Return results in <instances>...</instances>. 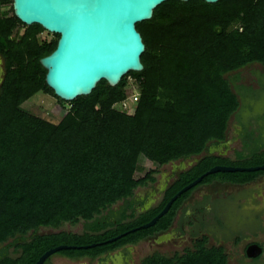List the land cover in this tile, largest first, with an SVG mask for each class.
Listing matches in <instances>:
<instances>
[{
  "label": "trees",
  "instance_id": "1",
  "mask_svg": "<svg viewBox=\"0 0 264 264\" xmlns=\"http://www.w3.org/2000/svg\"><path fill=\"white\" fill-rule=\"evenodd\" d=\"M7 2L13 0H0V6ZM12 17L14 37L0 16V54L6 67L0 89V264H35L60 245L77 248L56 254L98 257L168 230L200 185L216 180L247 184L264 175V169L210 173L183 192L155 225L131 231L216 165H264V149L238 159L209 150L210 143L225 140L240 105L232 85L236 77L230 74L253 63L264 66V0L165 1L150 20L137 24L146 44L144 69L129 72L115 86L102 80L91 94L67 101L73 107L58 124L21 105L41 91L66 102L46 82L41 63L56 48L59 35L38 23L27 25L15 13ZM44 32L53 38L38 42ZM131 75L141 92L134 113L114 107L127 97ZM141 154L157 167L137 178ZM198 156V162L177 174L157 206L139 213L133 208L136 189L154 183L159 167ZM121 201L129 203L104 215ZM80 222L86 224L81 233L60 230ZM42 228L59 231L41 234ZM93 243L99 244L84 248ZM11 247L14 256L8 254ZM142 264L230 263L225 247L209 245L204 236L183 253L154 252Z\"/></svg>",
  "mask_w": 264,
  "mask_h": 264
},
{
  "label": "water",
  "instance_id": "2",
  "mask_svg": "<svg viewBox=\"0 0 264 264\" xmlns=\"http://www.w3.org/2000/svg\"><path fill=\"white\" fill-rule=\"evenodd\" d=\"M165 1L168 0H13V8L25 24L38 23L48 32L59 35L56 48L43 57L41 63L47 70L46 82L55 94L72 101L91 94L102 80L115 86L129 72L144 69L142 54L146 44L137 24L150 20L155 9ZM204 1L217 3L219 0ZM201 158H194L190 166ZM259 169H264V165H216L175 194L151 221L131 231L155 225L183 192L192 189L210 173ZM127 233L100 244L113 242ZM71 247L77 248L69 245L51 248L35 264H44L51 255ZM245 252L248 257L255 258L262 254L263 247L257 242L251 243Z\"/></svg>",
  "mask_w": 264,
  "mask_h": 264
},
{
  "label": "rangeland",
  "instance_id": "3",
  "mask_svg": "<svg viewBox=\"0 0 264 264\" xmlns=\"http://www.w3.org/2000/svg\"><path fill=\"white\" fill-rule=\"evenodd\" d=\"M13 14V2L1 4L0 16L5 20L4 27L6 29L12 30L10 37H14L17 29L13 21ZM217 30L220 31V29ZM24 31L25 27L21 29V34ZM53 36L54 35L52 34L44 32L43 34H40L38 36V42H42L43 39L50 40L51 38H53ZM2 65V57H0V66ZM239 73L242 76V80L240 78V80L237 81V85H240L244 82L245 84H251L252 86H256L257 88L262 87V89L259 92L258 99L255 100L257 102L255 103L254 101H248L254 102V104L251 103V107L243 110V114L241 111L239 116H233L230 121L229 134L230 136H235L236 139H238V141L232 142L230 144V148L227 152L233 159H238L245 154L254 157V152L258 151L259 147L264 146V66L262 64L253 63L240 69ZM235 75V73H232L230 74V77L235 78ZM130 86L132 88H135L136 84H132ZM132 90L133 89H129V92H131ZM159 93L161 97V94H163L164 91L161 89ZM254 94L247 95L253 97ZM21 107L31 114H34L49 122L58 124L67 114V112L73 107V103L67 101L62 102L54 94L41 91L23 102ZM242 117H244V119H242ZM244 121H246L245 127H243L242 125V122L243 124H245ZM248 122L250 124L249 127L247 126ZM241 132H244L243 135L246 137L244 141L245 146L242 144V142L239 143L238 136L241 135ZM245 147H247L248 149L246 150ZM193 161L194 158L180 161L182 162L179 164L181 166L175 168H173V165L171 163L159 167L158 169L161 173L157 175V181L154 184L149 185L147 188L145 187L148 192L147 196L150 197V200H161V191L163 190V188L167 187L168 184L177 176V174L180 173V168L182 167V165V170H185L190 167ZM145 163L146 161H141V165L145 166L146 170L154 168L153 165H146ZM174 171L176 172L174 173ZM202 192L205 194V197L209 196L207 197L209 199L212 197H216L212 201L213 204H215L218 208H225V210L215 211V206L212 204L214 207L211 210H203L201 212H197L199 208V206H197V199L203 198L200 196ZM225 194L227 197H221L225 196ZM218 195L220 196L217 197ZM244 196L249 197L247 203L246 201H242L244 200ZM239 198H241V200ZM211 200L212 199H210L207 203H211ZM241 205H243L242 209L239 210L236 208L240 207ZM180 214V222L186 221V230H190V226L188 224L190 220H201L204 225H207L208 230L206 228V231L207 236L209 237V245L220 244L225 246L227 252L229 253L231 264H240L239 260L242 262L241 264H264V256H262L258 261L257 259L251 260L242 256L245 246L249 241L255 240L264 244V178L248 186H233L231 188L227 186L223 187L220 185H209L206 187L202 186L198 190L193 192L190 198L186 201V207L184 208L182 213L180 212ZM218 214H222L224 220L227 222V225H225L224 227L215 225ZM190 215L192 216L189 217ZM195 216L197 217V219H195ZM180 224L181 223H178L174 229L165 234V240H163L164 238L162 239L161 235L155 239L158 242H152L153 246L147 240L142 241L137 245L130 246L128 250L123 248L114 252L110 260H103L102 262H98V259L87 258L83 259L82 261L76 260V262L66 261L62 263V260L60 259L62 255L54 254L44 264H142V258L154 251H158L165 255H174V253L177 251L183 252L186 248L193 246V243L191 242H185L182 244L178 243L177 238L180 234V231H178V227L180 226ZM62 229L81 233L86 229V224L84 222H80L76 225L67 223L60 230ZM54 231L59 230L53 228H42L40 230V233H51ZM175 234L176 236H174ZM175 241H177V244H175ZM217 241L220 243H217ZM10 242H12V239L10 240ZM8 254L12 256L16 255L14 252V247H11L9 249ZM119 254L120 256H123L125 261L122 257L121 259L118 257ZM58 258L59 261H57Z\"/></svg>",
  "mask_w": 264,
  "mask_h": 264
},
{
  "label": "crops",
  "instance_id": "4",
  "mask_svg": "<svg viewBox=\"0 0 264 264\" xmlns=\"http://www.w3.org/2000/svg\"><path fill=\"white\" fill-rule=\"evenodd\" d=\"M257 64H260V63H257ZM250 65V64H249ZM248 66V65H247ZM246 67V66H245ZM244 68V67H243ZM242 69V68H241ZM239 71H240V69L239 70H237V71H233V73H235L236 75H235V77H236V82L234 83V84H232L233 85V88H234V90H235V92L237 93V95H238V98H239V102H240V105H239V108L237 109V111L231 116V118H230V120H229V125H228V130H227V134H226V138H225V140H223V141H221L220 143H218V145H216L214 142H212V143H210V145H209V150H210V152L211 153H213V154H217V155H219V156H223V157H228V158H232L231 156H229V154L227 153L228 152V149L230 148V144L232 143V142H236V141H238V139H236V137L235 136H230V134H229V126H230V121H231V119H232V117L233 116H235L236 115V117L237 116H239L240 115V112L242 111V114H243V110H245V109H248V107H251V105L252 104H254V102L256 103L257 101H255L256 99H258V97H259V92L261 91V89H262V87H260V88H257L256 86H252L251 84H245L244 82L242 83V84H240V85H237L238 83H237V81L238 80H240V78H241V80H242V76H241V74L239 73ZM246 88H248V89H246ZM253 89H255V90H253ZM254 93H256V94H254ZM247 94H254V96L253 97H251L250 95H247ZM248 101H254V102H248ZM248 102V103H247ZM252 103V104H251ZM242 119H244V117H242ZM248 121V120H247ZM244 123L245 124H243V122H242V125H243V127H245V125H246V121H244ZM249 122H248V124H247V126L249 127ZM245 129V128H244ZM243 131V130H242ZM248 131H249V129H248ZM250 131H252V130H250ZM243 133L244 132H241L240 134L241 135H239L238 136V138H239V143H241L242 142V144L245 146V143H244V141H245V136L243 135ZM255 133V132H254ZM245 149L247 150L248 148L247 147H245ZM259 149H264V146H262V147H259ZM246 157L247 156V154H245V155H243V157ZM233 159V158H232ZM141 161H143V162H145L146 161V165H148V164H150V165H153L154 166V168H156L157 167V165L154 163V162H152L151 160H149L144 154H141L140 155V157H139V162H138V164H139V167H138V170H137V172H136V177L137 178H139V177H142V176H144L150 169H148V170H146L145 169V166H142L141 165ZM148 161V162H147ZM180 161H185V160H178V161H173V162H170L172 165H173V168H175V167H180L181 165H179L180 163H182V162H180ZM170 163H168V164H170ZM165 165H167V164H165ZM164 166V165H163ZM183 169V165H182V167L180 168V170L181 171H183L182 170ZM180 171V172H181ZM176 171H174V173H175ZM161 172H160V170H158V172L155 174L156 175V178H157V175L158 174H160ZM138 174H140V175H138ZM175 176V175H174ZM262 178H264V175L263 176H261V177H259L257 180H255V181H253V182H250V183H247V184H233V183H227V182H221V181H219V180H216V181H214V182H211V183H207V184H203V185H200L199 187H197L194 191H196V190H198L200 187H202V186H204V187H206V186H209V185H220V186H223V187H233V186H248V185H252L253 183H255V182H257V181H259L260 179H262ZM174 180V179H173ZM173 180L170 182V183H172L173 182ZM156 181H157V179H156ZM155 181V182H156ZM154 182V183H155ZM154 183H151V184H149V185H152V184H154ZM169 183V184H170ZM169 184H168V186H169ZM149 185H147V186H139L137 189H136V191H135V194H134V196H133V198L130 200V202L133 204V208H135V210L139 213V212H141V211H145V210H147V209H150L151 207H155V206H157L161 201H162V199H163V195H164V192L166 191V189L168 188V186L167 187H164L163 188V190L161 191V193H162V198H161V200H159V201H155L154 199L153 200H150V197H148L147 195H148V192H147V187L149 186ZM146 187V188H145ZM193 191V192H194ZM193 192H192V194H193ZM191 194V195H192ZM200 196L201 197H203V198H201V199H197V202H198V204H197V206H199V208H198V210H197V212H201V211H203V210H211L214 206V210L215 211H220V208H218L215 204H213V199L214 198H216V197H212V198H210V199H212L211 200V203H207L210 199L209 198H207V197H209V196H206L205 197V194L202 192L201 194H200ZM220 195H218L217 197H219ZM221 197H227L226 196V194H225V196H221ZM231 197V196H230ZM190 198V197H189ZM188 198V199H189ZM242 198V197H241ZM241 198H239L240 200H241ZM244 198V200H242L243 202L244 201H246V203L248 202L247 200H249L248 198L249 197H246V196H244L243 197ZM187 199V200H188ZM238 199V200H239ZM186 200V201H187ZM186 201H185V203L182 205V207L178 210V212H177V215H176V218H175V220H174V222H173V224H172V226L168 229V230H166V231H162V232H159L158 234H156V235H154V236H151V237H148V238H146V239H144V240H141V241H139L138 243H136V244H129V245H126V246H124V247H121V248H118V249H116V250H112V251H108L107 253H104V254H102V255H100V256H98V257H91V256H84V257H81V258H69V257H67V256H64V255H62V257L60 258L61 260H62V263H64V262H66V261H75L76 262V260H83V259H87V258H89V259H98V262L100 261V262H102L103 260H110V258H111V256L113 255V253L114 252H116V251H118V250H120V249H123V248H125L126 250H128L129 249V247L130 246H132V245H137V244H139L140 242H142V241H149L151 244H152V242H158V241H156L155 239L157 238V237H159V236H161L162 235V239L163 240H165V234H167L169 231H171L172 229H174L175 228V226L178 224V223H181L180 224V226L178 227V231H180V234H179V237L177 238V241H178V243L179 244H182V243H185V242H191V243H193V245H194V243H195V241L198 239V238H201V237H204V236H207V231H206V228H207V225H204V223L201 221V220H196V221H194V220H190L189 222H188V224H189V226H190V230H186V227H185V222H180V217H181V214H180V212L182 213L183 212V210H184V208L186 207ZM128 202V201H127ZM127 202H125V201H121V202H119V203H117L116 205H114V207L113 208H111L110 210H107V211H105L104 212V215H112V213H113V211L116 213V212H118V211H120V210H122L123 209V207H125L126 205H127ZM236 202V201H235ZM129 203V202H128ZM199 203H201V204H199ZM214 206H213V205ZM244 205V204H243ZM243 205H241L240 207H236L237 209H242V207H243ZM245 208V207H244ZM236 211V210H235ZM236 214H237V212H236ZM192 215H190L189 217H191ZM237 216V215H236ZM239 216V215H238ZM188 217V218H189ZM115 217L113 216V219H114ZM239 218V217H238ZM195 219H197V217L195 216ZM235 219H237V218H235ZM240 220H241V218H240ZM197 225V226H196ZM215 225H219V226H221V227H224L225 225H227V222L225 221V220H221V218L219 217V214L217 215V219H216V222H215ZM180 228V229H179ZM207 230H208V228H207ZM178 235V234H177ZM174 236H176V234L174 235ZM208 237V236H207ZM177 241H175V244H177L176 242ZM255 242H257V243H259L262 247H263V252H262V254L261 255H259V256H257V257H248L247 255H246V248L249 246V244H251V243H255ZM208 243H209V237H208ZM217 243H220V242H218L217 241ZM217 245H220V244H217ZM152 246H153V244H152ZM223 246V245H222ZM193 247V246H192ZM225 247V246H224ZM226 249V248H225ZM154 252H158V251H154ZM154 252H151V253H149V254H152V253H154ZM177 252H180V251H177ZM184 252V251H183ZM183 252H180V253H183ZM226 252H227V250H226ZM160 253V252H159ZM176 253V252H175ZM174 253V254H175ZM228 253V252H227ZM264 244H262V242H259V241H255V240H253V241H249L248 243H247V245L245 246V249H244V253H243V255L242 256H244V257H246V258H248V259H251V260H253V259H257V261L258 260H260L261 259V257L262 256H264ZM56 254V253H55ZM149 254H147V255H149ZM163 254V253H162ZM54 255V254H53ZM52 255V256H53ZM61 255V254H60ZM146 255V256H147ZM228 255H229V253H228ZM118 257L121 259V257L123 258V256H120V254L118 255ZM145 257V256H144ZM143 257V258H144ZM142 258V259H143ZM241 258V257H240ZM123 260H124V258H123ZM122 260V261H123ZM57 261H59V258H58V260ZM121 261V260H120ZM125 261V260H124ZM126 263H128V262H126ZM229 263L231 264V262H230V256H229ZM239 263L241 264L242 262L239 260ZM52 264V263H51ZM53 264H56V263H53Z\"/></svg>",
  "mask_w": 264,
  "mask_h": 264
},
{
  "label": "built area",
  "instance_id": "5",
  "mask_svg": "<svg viewBox=\"0 0 264 264\" xmlns=\"http://www.w3.org/2000/svg\"><path fill=\"white\" fill-rule=\"evenodd\" d=\"M129 81H128V87L127 89L131 90L133 89L131 92L128 93L127 97L122 99L119 102H116L114 104V107L118 110H121L123 112H128V113H134L136 111L137 108V104L139 102L140 96H141V92H140V88H139V82L138 80L131 76H128ZM132 84H136L135 88H132L130 85Z\"/></svg>",
  "mask_w": 264,
  "mask_h": 264
},
{
  "label": "flooded vegetation",
  "instance_id": "6",
  "mask_svg": "<svg viewBox=\"0 0 264 264\" xmlns=\"http://www.w3.org/2000/svg\"><path fill=\"white\" fill-rule=\"evenodd\" d=\"M0 57H2V55L0 54ZM2 66H0V89H1V86H2V84H3V81H4V79H5V75H6V67H5V61H4V59H3V57H2ZM220 210L221 211H223V210H225V208H220ZM219 217L221 218V220L223 219L224 220V217H223V215L221 214H219Z\"/></svg>",
  "mask_w": 264,
  "mask_h": 264
}]
</instances>
